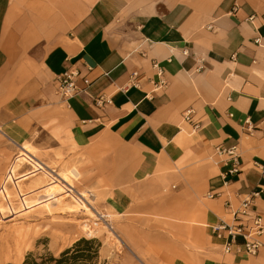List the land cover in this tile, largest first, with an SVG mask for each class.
<instances>
[{
	"label": "crops",
	"instance_id": "0c3cea01",
	"mask_svg": "<svg viewBox=\"0 0 264 264\" xmlns=\"http://www.w3.org/2000/svg\"><path fill=\"white\" fill-rule=\"evenodd\" d=\"M0 103L10 139L52 129L133 263L264 264V235L250 256L210 230L254 190L264 217V0H0ZM216 147L240 156L227 182Z\"/></svg>",
	"mask_w": 264,
	"mask_h": 264
},
{
	"label": "rangeland",
	"instance_id": "374dc122",
	"mask_svg": "<svg viewBox=\"0 0 264 264\" xmlns=\"http://www.w3.org/2000/svg\"><path fill=\"white\" fill-rule=\"evenodd\" d=\"M57 102L64 106L61 97ZM33 104L39 105L37 101ZM3 113L0 107V121ZM37 125L33 119L24 141L7 137L4 127L5 134L0 131V264H22L27 254L57 256L82 237L101 242L100 257L106 264H135L106 225L105 220L110 223L112 217L107 218L99 191L86 185L77 167L68 165L67 152L54 149L58 141L53 140L52 129ZM23 145L32 150L31 155ZM70 170L75 173L70 174L75 187L68 198L59 201L47 189L60 180V171ZM88 190L96 194L93 207L99 215L76 194Z\"/></svg>",
	"mask_w": 264,
	"mask_h": 264
},
{
	"label": "built area",
	"instance_id": "2783aa9c",
	"mask_svg": "<svg viewBox=\"0 0 264 264\" xmlns=\"http://www.w3.org/2000/svg\"><path fill=\"white\" fill-rule=\"evenodd\" d=\"M152 68L156 71L158 81L154 83V89L162 88L166 85L164 78V72L162 67L158 65L156 61H152ZM78 73L75 70H65L56 76L57 81V93L62 100L68 99L76 95L79 89L76 86L75 78ZM136 75V72L132 74V78ZM88 84L89 80L84 79ZM102 97H100L96 103L100 104ZM192 109L186 110L184 113V120L191 123L193 128H197L198 123L192 121ZM216 151L220 155H226L228 157L227 164L229 168L224 172L223 176L225 182L228 181V177L239 174L240 169V156L235 147L220 148L216 147ZM254 165L260 169L261 178L264 181V164L255 162ZM260 191H251L246 194L244 198L239 202V206L231 211L232 218L230 222H226L222 219L210 226V230L214 237L222 241V250L224 253L232 252L233 246L236 251H243L247 255L255 256L262 246L260 238L264 235V217L253 209L254 200L258 197ZM218 196V193H208V198H214ZM106 225L112 230L110 223L105 220ZM238 238L242 239L241 243H238Z\"/></svg>",
	"mask_w": 264,
	"mask_h": 264
},
{
	"label": "trees",
	"instance_id": "16d2710c",
	"mask_svg": "<svg viewBox=\"0 0 264 264\" xmlns=\"http://www.w3.org/2000/svg\"><path fill=\"white\" fill-rule=\"evenodd\" d=\"M101 242L96 238L82 237L57 256L45 253L27 254L22 264H106L100 257Z\"/></svg>",
	"mask_w": 264,
	"mask_h": 264
},
{
	"label": "bare ground",
	"instance_id": "6f19581e",
	"mask_svg": "<svg viewBox=\"0 0 264 264\" xmlns=\"http://www.w3.org/2000/svg\"><path fill=\"white\" fill-rule=\"evenodd\" d=\"M0 131L2 133H4L0 127ZM5 134V133H4ZM22 149H24L25 151H27L30 155H31V149L26 146V145H23L22 146ZM69 171V170H68ZM70 174H75L74 171H71L66 173L65 171H60L57 175L58 177L60 178V180L58 181H53L50 183L48 189H47V192L49 194H52L54 195V197H56L59 201L64 199V198H68L70 195H71V191L74 189V183L73 181L71 180V176ZM77 196L82 200L84 201V203H86L87 207L96 215L98 214L99 215V212L96 211L93 207L94 206V201H93V198L95 199L96 198V194L94 195L92 192H90L89 190L88 191H80L78 192L77 191ZM55 199V198H54ZM57 201V200H56ZM97 208V207H96ZM111 230V229H110ZM114 236V230L112 229V232H111Z\"/></svg>",
	"mask_w": 264,
	"mask_h": 264
}]
</instances>
